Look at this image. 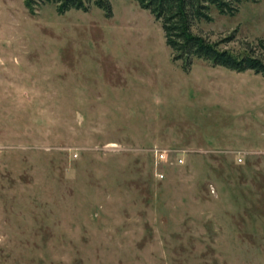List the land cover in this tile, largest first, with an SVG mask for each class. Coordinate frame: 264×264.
Here are the masks:
<instances>
[{"label": "rangeland", "instance_id": "obj_1", "mask_svg": "<svg viewBox=\"0 0 264 264\" xmlns=\"http://www.w3.org/2000/svg\"><path fill=\"white\" fill-rule=\"evenodd\" d=\"M208 12L264 59V0ZM0 264H264V75L173 59L136 0H0Z\"/></svg>", "mask_w": 264, "mask_h": 264}, {"label": "trees", "instance_id": "obj_2", "mask_svg": "<svg viewBox=\"0 0 264 264\" xmlns=\"http://www.w3.org/2000/svg\"><path fill=\"white\" fill-rule=\"evenodd\" d=\"M48 0H25L29 10L38 2ZM57 4V10L64 12L70 8L88 10L91 4L111 14V0H51ZM159 19L169 45L173 59H182L189 66L193 57H200L213 65H223L242 71L253 69L264 75V59L250 52L237 55L228 48L218 46V42L207 39L192 30L196 19L210 20V5L221 13L233 14L242 0H136Z\"/></svg>", "mask_w": 264, "mask_h": 264}, {"label": "built area", "instance_id": "obj_3", "mask_svg": "<svg viewBox=\"0 0 264 264\" xmlns=\"http://www.w3.org/2000/svg\"><path fill=\"white\" fill-rule=\"evenodd\" d=\"M153 152H154L155 158L158 159V160H165L167 158V151L164 148L156 147V148H154V151ZM178 160H179V162H181L182 161V158L181 157H178ZM158 175L160 177H162L164 174H163L162 171H159L158 172Z\"/></svg>", "mask_w": 264, "mask_h": 264}]
</instances>
